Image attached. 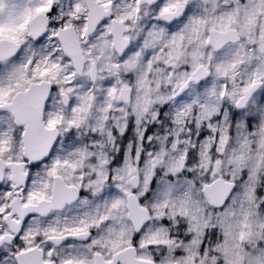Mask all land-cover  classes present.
<instances>
[{
    "label": "snow or ice",
    "instance_id": "1",
    "mask_svg": "<svg viewBox=\"0 0 264 264\" xmlns=\"http://www.w3.org/2000/svg\"><path fill=\"white\" fill-rule=\"evenodd\" d=\"M134 3V8H117L114 15L113 0H68L67 7L63 0H0V264H264V191L256 186L259 170L264 168V154L255 160L246 158L242 154L246 140L240 144L241 154L233 149L228 160L230 174H224L218 159L214 165H202L196 179L190 178L194 172L173 163L165 173L168 181L159 189L152 178L160 175L155 159L150 162L151 169L146 168L142 182L136 179L129 184L105 170L106 160L99 168H92L94 179L88 181L83 174L74 175L70 181L59 172L61 166H70L75 172L76 164L61 160L54 152L63 116L59 109L49 106L58 88L53 81H59L53 69H72L63 80L66 88H59V103L73 113H83L84 109L78 103L73 106L69 98L76 91L72 84L79 83L74 78L79 75L93 84L103 79L96 61L86 58L98 47L89 44L90 30L96 33L99 29L103 46L119 51V60L132 71L154 38L163 37L166 29L182 22L190 11L181 0ZM141 3L151 10L154 22L146 35L138 36L137 51L128 33L132 18L141 19ZM259 12L264 14V0H260ZM189 23L197 21L189 19ZM177 35L182 37V33L173 34L170 42L174 43ZM238 39L237 33L205 39L212 48L207 53L209 65L218 48ZM260 51L264 55V47ZM252 59L249 57L247 63ZM111 67L119 69L120 64L109 65V70ZM231 67L235 69L237 61H231ZM116 76H120L119 71ZM237 76L247 79L231 92L227 83L222 90L214 85L203 101L197 97L176 112V123L182 122L193 105L207 117L206 130L199 133L197 141L202 157L208 147L213 153L219 151L218 145L228 139L223 134L228 122L235 123L256 95H264V62L245 73L234 71L233 84ZM208 77V70L197 65L177 83L180 91L174 98L182 99L184 91L194 85L203 87ZM104 82L109 98L115 96L117 86L121 93L131 91L122 79L117 78L115 84L112 80ZM88 98L87 93L76 97L77 101ZM128 99L124 97L126 102ZM111 110V103L102 109ZM164 116L161 109L158 118L163 120ZM221 117L223 126L218 123ZM253 119L248 118L249 131ZM199 121L198 117L197 126ZM68 123L79 126L75 119ZM126 127L131 130V123ZM152 130H146L144 141L151 139ZM120 151L121 157L113 163L119 164L123 158L124 149ZM164 152L162 148L158 156ZM80 154L83 157L86 152ZM131 154L140 164L145 163V153L138 147L133 146ZM185 156L189 166L194 164L196 145L186 149ZM178 175L185 179L172 183Z\"/></svg>",
    "mask_w": 264,
    "mask_h": 264
},
{
    "label": "clouds",
    "instance_id": "2",
    "mask_svg": "<svg viewBox=\"0 0 264 264\" xmlns=\"http://www.w3.org/2000/svg\"><path fill=\"white\" fill-rule=\"evenodd\" d=\"M63 2L67 7L68 0ZM181 3H186L190 8L187 18L172 25L171 29H166L163 37H155V42L150 43V47L144 51L137 67L132 71L126 70L124 61L119 60L121 55L119 51H114L111 46H103L99 29L96 33L90 30L89 44H96L98 47L92 50L91 56L86 58L96 61L98 75L103 79H98L93 84L90 79L79 75L74 78V81L79 83L72 84L76 91L70 93L69 98L74 102L73 106L78 103L84 109L83 113L79 111L73 113L71 108L59 103L61 99L59 88H66L63 80L66 73L72 69H53V74L59 76V81H53L58 83V88L52 94L53 99L49 102V106L50 109H59L63 116V122L58 126L59 142L55 143L54 152L61 160L76 164L75 172L70 166L67 168L61 166L59 172L66 179L71 181L74 175L79 174L85 176V181L94 179V176L90 175L92 168H99L101 161L106 160L108 163L104 166L105 170L112 175L122 177L125 184L134 182L136 179L142 182L146 168L151 169L150 162L155 159L160 175H153L152 178L156 180L157 189H159L165 181H168L165 173L173 163L177 166L182 164L185 170L194 172L195 176L190 178L196 179L202 165L209 162L214 165L217 159L222 162L221 168L224 174H230L228 160L233 156V149L237 154H241L240 144L244 143V140L247 144L242 154L246 158L251 156L255 160L258 154H264V147L261 146L264 142V133L261 132V127L264 126V95H256L250 101L243 117L238 118L235 123L228 122L226 131L223 133L228 139L225 144L218 145L219 151L213 153L211 147H208L203 157L197 141L199 133L206 130L207 117L197 105H193L192 111L186 113L182 122H175L178 109L192 103L197 97L203 101L205 93L214 85L218 90H222L227 83L229 92L234 87H239L241 80H246L247 76H237L233 84L231 77L234 71L245 73L246 69L264 62V55H261L260 51L261 47H264V14L259 12L260 0H181ZM113 4L114 15L117 8L125 5L135 7L134 0H113ZM253 9L257 11L254 13ZM140 17L139 21L135 17L132 18L130 24L132 30L128 33L131 44L136 46L137 51H139L138 36L146 35V30L154 22L151 10L143 3H141ZM189 19L197 23L190 24ZM179 33H182V37L177 35L176 41L170 42L171 36ZM231 33H237L239 39L234 44H224L218 48L209 65L207 53L212 52V48L204 43L205 39L209 36L214 39H223L225 34ZM237 52L239 55L236 54ZM226 53L231 54L226 55ZM249 57L253 58L251 64L247 63ZM233 60L237 61L235 69L231 67ZM241 60L244 61L243 64L239 63ZM57 62L66 63L59 60ZM117 62L120 64L119 69L111 67L109 70V65ZM199 64H202L209 72L207 83L203 87L194 85L186 89L182 99L174 98V93L180 91L176 87L177 83H182L185 73L190 74ZM117 71L120 73L119 77L116 76ZM225 72H227V78ZM117 78L124 80L131 91L125 89L121 93L117 86V93L109 98L108 85L104 81L112 80L115 84ZM78 93H87L89 98L77 101ZM124 97L129 98L127 102ZM107 103L112 104V110L102 111L107 107ZM161 109L165 111L163 120L158 118ZM198 117L200 118L199 126H197ZM249 117L254 118L251 131L247 128ZM73 119L79 126H69L68 121ZM129 122L131 130L126 127ZM222 122L223 117L218 123L222 125ZM101 125H103L102 128ZM149 127L153 128L150 133L151 139L144 141L143 135ZM241 137L244 139L242 140ZM165 138L170 139L172 143H167ZM185 141H191V143H185ZM207 141L206 136L204 142ZM145 143L148 144L146 149ZM172 144H175V147ZM194 145H196V161L189 166L185 150H191ZM133 146L145 153L144 164H140L136 157L132 156ZM121 148L124 149L123 158L119 164L113 163L121 157ZM162 148L165 152L158 156ZM81 151H85L86 155L82 157ZM148 152H151L152 156H148ZM152 171L154 172V169ZM183 179H185L184 176L178 175L173 177L171 182L175 183ZM119 182L118 179L116 183ZM256 186L264 191V168L259 170Z\"/></svg>",
    "mask_w": 264,
    "mask_h": 264
}]
</instances>
